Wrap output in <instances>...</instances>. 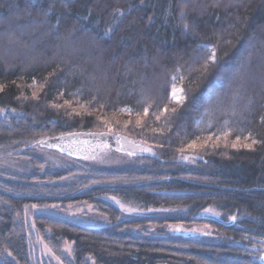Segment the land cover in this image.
Listing matches in <instances>:
<instances>
[{"label": "trees", "instance_id": "trees-1", "mask_svg": "<svg viewBox=\"0 0 264 264\" xmlns=\"http://www.w3.org/2000/svg\"><path fill=\"white\" fill-rule=\"evenodd\" d=\"M173 83L185 99L157 121ZM0 84V264H39L26 209L70 203L109 223L36 216V234L62 264H259L236 243L264 239V0H0ZM149 103L145 127H135ZM101 116L151 155L110 148L123 161L100 166L37 144L108 132ZM210 135L206 146L187 147ZM112 197L177 213L125 219ZM208 208L222 217H202ZM169 225H209L221 240L162 232Z\"/></svg>", "mask_w": 264, "mask_h": 264}, {"label": "rangeland", "instance_id": "rangeland-1", "mask_svg": "<svg viewBox=\"0 0 264 264\" xmlns=\"http://www.w3.org/2000/svg\"><path fill=\"white\" fill-rule=\"evenodd\" d=\"M179 87V86H177ZM181 88V87H179ZM184 95V94H183ZM3 114L1 110L0 116ZM113 134V133H112ZM133 141V140H132ZM135 142V141H134ZM140 143V142H137ZM142 144V143H140ZM143 150L146 152L152 153L151 148L143 145ZM110 148L103 147L100 149L99 153L87 160L99 164L100 166H114L119 165L118 163L123 161V157L117 154H110ZM119 152V151H118ZM38 156L40 158H47L50 160L58 159L56 156L50 155L46 152H39ZM185 162L192 161V158H184ZM58 162V161H56ZM113 205H115L125 216V219H161V217H167L169 215H174L177 211L174 210H164V209H142L140 207L126 204L121 200L116 198L108 199ZM40 214H49L58 216L60 218L70 220L82 225L93 226V227H104L108 225L107 217L97 213L92 206H89L85 203H70L67 205H45V206H29L25 212V222L29 228V234L31 237V253L34 260L39 264H62L47 248L46 244L40 238L35 231L34 227V218ZM213 215L217 218L222 217V213L218 212L214 208H208L201 213V216ZM233 220L232 217L229 218V221ZM238 220V219H237ZM146 230L156 233L157 230L155 227L145 226ZM138 229L137 231H139ZM161 231V230H160ZM165 231L168 235H183L191 234L195 238H206L213 241H220V235L209 225H199L194 226L191 229L186 228L182 225H169L165 228H162V232ZM239 246H245L252 256L253 260L259 264H264V239H245L242 243H236ZM72 249L73 245H66L64 252L68 258H72ZM93 264V261H90Z\"/></svg>", "mask_w": 264, "mask_h": 264}, {"label": "water", "instance_id": "water-1", "mask_svg": "<svg viewBox=\"0 0 264 264\" xmlns=\"http://www.w3.org/2000/svg\"><path fill=\"white\" fill-rule=\"evenodd\" d=\"M1 114V108H0ZM40 147L57 150L61 154L78 159H89L96 156L103 147L117 150L132 156H148L140 143L132 141L125 135H114L109 132H73L61 136L41 140L37 143ZM219 220L216 216H207ZM179 236L193 237L191 234Z\"/></svg>", "mask_w": 264, "mask_h": 264}, {"label": "snow or ice", "instance_id": "snow-or-ice-1", "mask_svg": "<svg viewBox=\"0 0 264 264\" xmlns=\"http://www.w3.org/2000/svg\"><path fill=\"white\" fill-rule=\"evenodd\" d=\"M185 28H187V25H185ZM208 61H211L212 63H215V61H216V52H215L214 49L211 50L210 55L208 57ZM208 61L205 62V65H207ZM50 75H52V74H50ZM176 79H177L176 77H173V81H175ZM180 79H183V78L181 77ZM34 83H35V81H34ZM5 87H6V85L0 84V91H3ZM29 87H32V85H29ZM183 92H184V89L183 88L177 87L175 83L172 84L171 92H170L169 98H168V104H165L164 105V107L162 108V110L160 112V115H155L153 113V115H155V119L157 121H159L161 119V116H163L165 113H167L170 110L169 107H168L169 104H172V103L182 104L183 103V101L185 99V97L183 95ZM33 95H35V93ZM61 95H63V93H61ZM73 103L74 102L72 100H65L64 101V105H68L69 107H71L73 105ZM76 103L78 104V106L81 109H85V111H87L86 106L84 104H79L78 101H76ZM88 103L90 104L91 101H89ZM53 106L59 108V107H62L63 105L54 104ZM103 107H104L103 105H100V110H102ZM152 107H153V104L152 103H149V104H147L143 108L142 113L141 112H136L135 113V115H136L135 127H137V128H144L145 127V120H144V118H146V117L149 116V114H150L149 110ZM73 111H74L75 115H80L81 114L79 112H75L74 109H73ZM119 111L120 112L127 113L128 115H132L133 114V110L131 108H128V107L121 108V109H119ZM171 111L174 112L175 111V108H172ZM98 119L102 120L105 123V125L107 126V131L109 133H111L113 131L112 124L108 120L107 117L101 116V117H98ZM117 123H118V121H117ZM131 123H132V121H127V122H125V124L123 125V127L127 128L128 125L131 124ZM150 130L152 132H156L157 131V129H155V128H152ZM230 134H231L230 131H226V132H223L222 133V136L225 139V141L227 140V137ZM249 138H250V135L244 137L245 140H248ZM200 139L201 138H199V137L197 138V140H200ZM216 139L219 140V139H221V137L220 136H217ZM240 139H241V137L239 135H237L235 142L232 143V147L233 148L237 147L238 143L240 142ZM211 140H212V136L210 135V136L204 138L203 141H202V143L200 145L197 144V141H193L191 144L187 145V147L188 148H191V149H195L198 146L199 147H204ZM255 143H257V141L253 139L252 140V144H255ZM213 146H215V145H213ZM242 146L245 147V148H250L251 147V145L250 144H247V143L243 144ZM145 150L147 151V150H150V149H145ZM180 151L183 152L184 149H180ZM185 158H187V157H185ZM232 219H235V217H232Z\"/></svg>", "mask_w": 264, "mask_h": 264}, {"label": "bare ground", "instance_id": "bare-ground-1", "mask_svg": "<svg viewBox=\"0 0 264 264\" xmlns=\"http://www.w3.org/2000/svg\"><path fill=\"white\" fill-rule=\"evenodd\" d=\"M64 155V154H63Z\"/></svg>", "mask_w": 264, "mask_h": 264}]
</instances>
